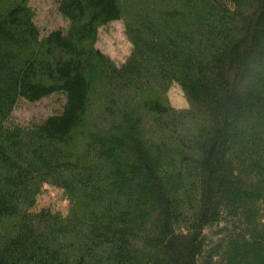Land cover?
Returning a JSON list of instances; mask_svg holds the SVG:
<instances>
[{
  "label": "trees",
  "instance_id": "16d2710c",
  "mask_svg": "<svg viewBox=\"0 0 264 264\" xmlns=\"http://www.w3.org/2000/svg\"><path fill=\"white\" fill-rule=\"evenodd\" d=\"M56 10L43 32L0 0V264H264V0ZM112 20L120 61L97 45ZM53 93L59 111L15 117ZM44 185L65 212L35 210Z\"/></svg>",
  "mask_w": 264,
  "mask_h": 264
},
{
  "label": "rangeland",
  "instance_id": "374dc122",
  "mask_svg": "<svg viewBox=\"0 0 264 264\" xmlns=\"http://www.w3.org/2000/svg\"><path fill=\"white\" fill-rule=\"evenodd\" d=\"M30 4L36 10L35 21L43 32L65 25V21L56 10V0H30ZM97 45L115 60L124 59L130 50V43L124 36L120 20H112L105 29L99 30ZM168 96L174 106L181 108L187 106V101L177 86L169 89ZM63 100L62 94L53 93L33 103L24 102L15 110V117L24 121H35L59 111ZM43 207L65 212L67 201L62 191L51 185H44L43 192L37 198L35 210Z\"/></svg>",
  "mask_w": 264,
  "mask_h": 264
}]
</instances>
